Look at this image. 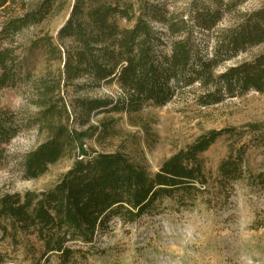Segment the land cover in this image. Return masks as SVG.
<instances>
[{
    "label": "trees",
    "instance_id": "1",
    "mask_svg": "<svg viewBox=\"0 0 264 264\" xmlns=\"http://www.w3.org/2000/svg\"><path fill=\"white\" fill-rule=\"evenodd\" d=\"M234 6L228 2L223 9L220 5L195 8L187 20L180 15L167 16L146 0H0V88L20 81L31 83L38 93V104H47L26 121V126H47L48 137L24 156L23 176L36 178L48 164L67 154L75 155L77 150L72 165L48 189L0 195L1 237L16 241L19 233L34 234L41 256L60 252L65 257L72 251L68 243L90 244L96 231L114 216L132 220L157 199L176 192L187 196L202 193L207 179L201 153L222 135L233 138L235 128L211 129L198 135L164 159L156 172L149 173L120 151L84 149L86 134L70 127V114L60 92L83 77L95 84L115 82L126 91V96L117 100H78L86 113L133 112L146 102L163 105L178 89L195 82L204 89L199 97L201 105L219 103L248 90L263 92L264 52L214 73L221 62L264 42V5L245 14L234 27H216L223 11ZM64 9H68L67 17L55 35L39 32L26 43L17 40L24 31ZM153 22L164 29H155ZM196 28L216 32L207 49L209 56L202 55L194 36ZM31 51L56 62L57 74L51 81L45 76L31 79L26 67ZM50 111L54 118L57 113L54 123L46 122ZM246 126L252 139L264 146V131L259 125ZM19 127L13 116L0 110V157L2 145ZM244 157L242 146L231 147L218 165L219 176L240 179L245 173Z\"/></svg>",
    "mask_w": 264,
    "mask_h": 264
},
{
    "label": "rangeland",
    "instance_id": "2",
    "mask_svg": "<svg viewBox=\"0 0 264 264\" xmlns=\"http://www.w3.org/2000/svg\"><path fill=\"white\" fill-rule=\"evenodd\" d=\"M146 1L167 16L180 15L187 20L195 8L220 5L223 9L226 3H234L231 10L223 11L217 28L234 27L245 14L264 5V0ZM67 14L68 9H64L50 16L38 27L24 31L17 40L26 43L28 37L39 32L55 35ZM153 24L155 29H164L158 22ZM215 35L213 30H194L203 57L209 56ZM164 48L168 51L167 45ZM263 52L264 42L248 47L221 62L214 73ZM27 56L26 67L32 80L45 76L51 81L57 74L56 62L48 61L41 52L31 51ZM203 92L195 82L178 89L163 105L146 102L133 112L87 114L78 100H117L125 97L126 91L115 82L95 84L85 77L63 87L60 94L70 114V127L86 134L84 149L120 151L149 173L156 172L164 159L208 130L232 127L237 134L233 138L220 136L201 153L207 179L202 193L187 196L176 192L157 199L132 220L114 216L96 231L90 244L68 243L72 251L65 256L67 260L60 252L41 256L42 248L34 234L19 233L13 241L9 236L1 237L0 232V264H36L37 260L39 264H264V146L252 139L246 126L256 123L264 131V91L248 90L219 103L201 105L199 97ZM45 107L47 104H38V93L31 83L20 81L0 88V110L7 111L20 126L12 139L2 145L0 195L44 191L72 165L77 150L75 155L67 154L48 164L36 178L23 176L24 156L48 137L47 126H26V121ZM51 112L45 117L46 122L54 123L57 113L54 118ZM239 133H243L241 137ZM240 146L245 150V173L237 180H223L218 165L231 147Z\"/></svg>",
    "mask_w": 264,
    "mask_h": 264
}]
</instances>
